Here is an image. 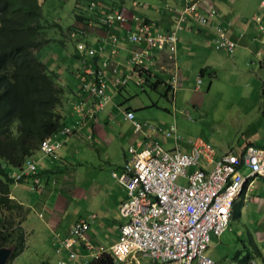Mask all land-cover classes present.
Instances as JSON below:
<instances>
[{
    "label": "built area",
    "instance_id": "built-area-1",
    "mask_svg": "<svg viewBox=\"0 0 264 264\" xmlns=\"http://www.w3.org/2000/svg\"><path fill=\"white\" fill-rule=\"evenodd\" d=\"M132 5L137 6L138 2L133 1ZM259 6L264 14V0H260ZM88 9L92 16L98 15V19H102L100 22L104 26L112 29L116 24L123 26L133 23L127 41L139 45L140 49L131 52L128 60L130 71L118 73L115 64L107 59L95 68L92 59L97 49L82 39L76 42L81 61L84 62L85 58L91 60L84 65L78 83V93L87 94L89 101L81 99L73 102L72 123L41 141L39 149L51 161L60 159L57 151L64 136L74 133L85 121L92 119L103 108L102 105L110 102L112 96L107 92V70L112 73L109 83L113 92L130 81L141 87L149 76L152 49L164 52L165 61L175 65L173 61L179 33L185 24L193 20L201 26H208L209 19L216 14L211 0H179L170 9L173 27L166 31H154L157 27L154 21H147L127 8L110 6L103 9L92 1ZM253 19L264 41V24L260 17ZM81 29L79 34L83 38L87 28ZM209 29L213 33L212 44L215 49L226 52L235 49L236 41L231 38L226 26L214 24ZM76 35V31H70V37ZM117 40L115 36L111 38L114 44ZM199 83L200 79H197V88ZM176 84V73L172 72V90H175ZM125 117L132 120L136 131L141 130L143 124L133 119L132 111H126ZM175 131L176 126L172 124L168 134H174ZM188 143L189 151L179 148L168 150L157 141L139 148L129 147V157L123 165V172L117 176L128 197L119 207V215L125 222L118 228L116 241L109 246H96L87 234L90 224L86 219H81L69 229L66 236L54 237L56 252H68L69 262L59 259L58 263L79 261L90 264L91 260L108 255L114 264H139L140 258H146L152 264H222L206 254L211 236H220L228 227L233 202L247 180L253 178L264 181V150L248 145L242 160L232 151L223 153L215 160V148L207 141L197 137L189 139ZM242 165L248 169L246 175L241 171ZM37 171L35 160L30 158L25 161L20 172L36 175ZM180 178L184 183H178ZM39 185L40 179L35 176L32 186L37 189ZM78 245L84 248V253L74 249Z\"/></svg>",
    "mask_w": 264,
    "mask_h": 264
},
{
    "label": "crops",
    "instance_id": "crops-1",
    "mask_svg": "<svg viewBox=\"0 0 264 264\" xmlns=\"http://www.w3.org/2000/svg\"><path fill=\"white\" fill-rule=\"evenodd\" d=\"M92 1L98 3L103 9L111 4L108 0ZM115 1V8H127L128 11L138 12L137 7L140 4L133 6V0ZM164 1L166 2L155 10L151 4H148L150 14L147 13L148 11H145V13L138 12L147 21H154L157 24L154 31L157 29L166 31L174 25L170 9L179 0ZM259 2L260 0H211L216 14L209 19V25L201 26L195 21L189 20L179 33L177 52L173 61L175 65L165 61L164 52L157 49L151 50L152 63L150 64L149 80L147 81L155 82V85L151 86L155 90L160 85L166 87L165 96L170 98L172 107L169 115L170 119L177 118V114H175L177 111V92L184 95L188 84L191 83L190 80H192L193 74L200 77L208 74L214 80L218 77L220 69H223L226 65H230V71H233L234 68L239 69L243 62L248 60L255 71L264 73V41L261 40V33L256 25L257 22L253 19V17H260V21L264 24V14L261 12ZM119 3L125 4L119 6ZM147 16H154L156 19H150ZM214 24L227 27V32L236 41L235 49L232 52L218 50L213 47V33L209 26ZM72 25L82 27L84 22L75 19ZM133 27V23H128L123 26L116 24L113 29L99 25L87 29L88 32L83 40L86 41L87 45L97 49V53L93 57L96 58V67L100 65V60L107 58L115 64L118 73L130 71L128 60L131 52L140 49L139 45L130 44L127 41V35ZM113 36L118 39L115 44L111 41ZM257 52L258 54H256ZM59 53L54 58L55 62L60 60L56 68L64 78L63 84H69L72 89L67 96L69 98L68 105L64 111V125H69L74 117L72 112L73 102L78 100L79 97L86 100L87 94H76L81 72V60L78 59L79 53L74 49H69L64 54ZM172 72H175L177 77L175 90L170 87ZM105 75L108 81L107 92L112 96L110 102L105 104L101 110H98L92 119L85 121L74 133L62 139V146L58 150L59 161L52 162L38 151L32 157L37 165V177L38 174L40 176V188L30 190L28 185L22 182L18 184L22 186V192H11L15 200L20 202L22 209L25 210L21 213L22 221L36 211L39 218H44L43 223L51 246L53 237L67 235L69 229L81 219H86L90 224L87 234L96 246H109L116 241L119 224L122 220L119 215V207L128 197L117 176L123 172V165L129 157L127 150L129 147L139 148L151 141H157L163 148L168 150L174 148L183 151L190 150L188 140L186 142L182 141L177 128L175 135L168 134L170 126L175 125V123L156 125L148 123L146 120H143V122L138 120L142 116L135 115V109L130 104H126L127 98L122 96V93L127 88L129 89L130 84L138 85L130 81L123 89L114 93L109 83L112 76L111 71L107 70ZM200 77H197V79H200ZM186 83L188 84L186 85ZM200 84L201 79L199 87L196 88L197 83H195L193 89L197 91ZM146 86L144 84L142 89ZM128 103H131V101ZM144 105L147 106L146 101L140 103V106ZM135 107L138 106L135 105ZM126 111H132L133 119L143 124L140 131L136 132L134 130L132 120L125 117ZM262 113L264 114V111ZM167 121L164 123H167ZM248 145H254L264 150V137L256 135L254 138L246 140L239 148L226 147L219 151L215 149L214 159L217 160L223 153L229 151L240 157ZM241 171L245 175L248 173L244 172L245 169ZM249 179H251V184L247 185L244 191L235 198L234 206L242 205L240 215L242 208L245 210L246 216H249L250 212L264 214V187L261 188L258 184L260 179ZM39 213L42 216H39ZM261 219L256 220L258 227H264V217ZM256 235L260 238L264 236V234L261 235L260 231H256ZM25 244H27V246L25 245V248H27V240ZM263 248L264 245L260 248L257 246L253 248V250H260L261 262L264 259ZM251 254L253 253L251 252ZM56 256L58 260L66 259L69 262L66 251H62ZM253 261L256 262L254 258ZM76 262L71 264L80 263L79 261V263ZM261 262L258 264H264ZM37 264L48 263L41 260ZM139 264H152V262L146 258H140Z\"/></svg>",
    "mask_w": 264,
    "mask_h": 264
},
{
    "label": "rangeland",
    "instance_id": "rangeland-1",
    "mask_svg": "<svg viewBox=\"0 0 264 264\" xmlns=\"http://www.w3.org/2000/svg\"><path fill=\"white\" fill-rule=\"evenodd\" d=\"M108 1L111 4L107 7L115 6V0ZM136 1L140 4L137 11L139 13L148 11V14L151 13L148 4H151L155 10L166 2L164 0ZM41 2L44 19L56 21L65 28L73 26L74 12L90 15L88 4L90 5L92 0H41ZM97 16H92L93 18L85 21L83 28L90 29L95 25L104 26L100 24L102 19L99 20ZM147 17L156 19L154 16ZM49 34L52 36L54 33L50 31ZM57 34H55V37H57ZM54 44L45 47L42 57V60H45L51 70L57 69L56 67L60 61L55 62L54 58L56 57H53V55L59 51L63 52L61 45ZM71 47V44L68 43L67 49ZM250 64L249 60L245 61L239 69L234 68L233 71H230V65H226V67L220 69L218 77L214 80L208 74L201 77L193 74L192 80H190L191 83H186L188 87L184 95H181L180 92L176 94L177 111L175 114H177V118L174 120L169 118L172 107L170 98L165 96L166 87L164 85L158 86L155 90L148 86L142 89L130 84L129 89L127 88L122 96L127 98L126 104H130L135 109L134 114L142 116V118H138L140 122L146 120V122L156 125L175 123L182 141L186 142L189 139L194 140L198 137L211 143L217 151L226 147L239 148L246 140L254 138L256 135L264 137V114L262 113L264 111V73L255 71ZM197 77H200L201 84L196 91L193 88L197 83ZM211 80L212 83L210 84ZM57 82L62 84L64 78L60 75ZM130 101L131 103H128ZM145 101L147 106H140V103ZM135 105L138 107H135ZM58 111L64 116V110L60 111L58 109ZM166 120H168L167 123H164ZM66 137L68 136H64V138ZM57 155L59 156L58 151ZM244 169L245 173L248 172L246 167ZM9 177L14 180L10 189L13 193L22 192V186L18 185L22 182H25L30 190L36 189L32 186L34 178L32 173L24 175L21 172H10ZM262 181L259 180L258 183L261 188L264 187ZM178 183H184L183 179H178ZM11 192H9V197L15 199ZM39 210L41 211V209ZM24 211L21 208V213ZM9 212L8 210H0V214L4 216ZM38 215L42 216L41 213ZM263 217L264 214L260 215L256 212H250L249 216H246L245 210L242 208L241 215L238 218L230 217L228 227L220 236H211L206 254L217 262L228 263L236 251H239L241 256L249 251L254 253V246L260 248L264 245V242L256 235V231H260L261 235L264 234V227H258L256 224V220H262ZM43 221L44 218L41 219L37 216V211L32 212L27 219L22 221L21 226L25 239L28 237L26 239L28 247L24 248L11 264H37L41 260L46 261L48 264H58L57 254L48 242ZM124 222L125 220L122 219L119 225ZM5 249L11 250V247ZM254 259L256 264L262 261L259 256H255ZM125 264L134 263L127 262Z\"/></svg>",
    "mask_w": 264,
    "mask_h": 264
},
{
    "label": "trees",
    "instance_id": "trees-1",
    "mask_svg": "<svg viewBox=\"0 0 264 264\" xmlns=\"http://www.w3.org/2000/svg\"><path fill=\"white\" fill-rule=\"evenodd\" d=\"M74 14L75 19L80 22L93 18L91 14ZM80 30L81 27L64 28L56 21L45 20L41 0H0V210L10 211L6 216L0 214V248L11 247L7 264H11L26 245L21 226L22 205L9 197L14 183L9 173L20 172L25 161L32 158L37 151L43 155L39 149L40 143L64 126V116L58 109L65 111L69 99L67 96L72 90L69 84L57 82L60 72L58 69L51 70L45 60H42L44 49L55 43L54 45L59 44L63 48V52L59 51V54H64L69 51L67 44L70 43V49L77 51L78 59L81 60L80 52L76 48V42L84 38L79 34ZM50 31L54 33L52 36ZM70 31H76L77 35L70 37ZM87 32L85 31L84 36ZM56 54L53 57H56ZM95 59L92 61L94 67L98 68L103 60H100V65L96 67ZM90 61L88 58H85L84 62L81 61L80 73H83L84 65ZM147 80L149 79L144 83L147 86L155 85V82ZM142 87L143 85L140 88ZM76 94H79L78 88ZM80 100L81 97L76 101ZM86 101H89L88 97ZM243 156L244 152L240 155L241 160ZM245 167L242 165L241 170ZM250 180L244 184L241 193ZM234 203L235 200L230 217L238 218L242 205L234 206ZM260 240L263 242L264 236ZM53 241L52 247L57 253ZM74 249L84 253L81 245L74 246ZM259 251L254 249L253 254L249 251L243 256L236 251L227 264H256L253 258L260 255ZM66 253L68 257V252ZM90 264L114 262L110 256L104 255L97 260H91Z\"/></svg>",
    "mask_w": 264,
    "mask_h": 264
},
{
    "label": "water",
    "instance_id": "water-1",
    "mask_svg": "<svg viewBox=\"0 0 264 264\" xmlns=\"http://www.w3.org/2000/svg\"><path fill=\"white\" fill-rule=\"evenodd\" d=\"M6 248V247H5ZM0 248V264H6L11 250Z\"/></svg>",
    "mask_w": 264,
    "mask_h": 264
}]
</instances>
